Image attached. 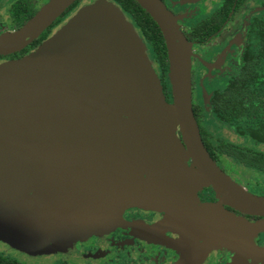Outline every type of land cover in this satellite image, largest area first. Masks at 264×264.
Returning <instances> with one entry per match:
<instances>
[{"label": "water", "instance_id": "obj_1", "mask_svg": "<svg viewBox=\"0 0 264 264\" xmlns=\"http://www.w3.org/2000/svg\"><path fill=\"white\" fill-rule=\"evenodd\" d=\"M75 1L49 0L20 28L0 34V55L27 47ZM135 1L165 44L168 127L179 133L178 156L189 157L191 175L172 178V168L164 170L159 134L144 115L150 71L133 29L111 3L92 4L36 51L0 67V239L30 249L63 246L138 206L166 210L171 224L200 240L189 244L198 251L218 239L261 257L252 237L264 221L246 224L242 240L220 210L264 217V196L234 182L203 143L192 107V44L161 0ZM204 186L217 207L197 198Z\"/></svg>", "mask_w": 264, "mask_h": 264}, {"label": "flooded vegetation", "instance_id": "obj_2", "mask_svg": "<svg viewBox=\"0 0 264 264\" xmlns=\"http://www.w3.org/2000/svg\"><path fill=\"white\" fill-rule=\"evenodd\" d=\"M21 1L23 0H12L11 2L9 0H0L2 6L0 13L4 18L3 23H9L11 20L15 30L32 17L21 26H18L14 20V12L16 4ZM26 1H32L37 12L49 0L45 1L40 7L36 6V0ZM161 1L178 18L180 29L192 43V46L210 43L209 49L205 53H200L199 57L192 56L191 66L192 102L197 106H199L195 97L197 74L201 69H208L209 65L214 67L212 70L214 78L212 80L217 83V86L212 89L209 97L208 106L210 108L209 102L213 92L232 80L240 69L244 59L243 56L246 53L256 51L264 39V0ZM112 2L120 8L125 18L131 22L136 33L145 44L147 54L152 56V52L154 53L155 57H153L152 61L159 68L161 62L153 51L151 37L138 25L134 15L124 6L122 1L112 0ZM82 5V0H76L70 5L43 31H47L46 35L36 45L31 46L30 43L20 51L8 55H0V58L6 56L5 62L18 61L36 51L41 44L53 38L61 29L66 27ZM187 17L200 18L197 21L199 22L197 30L189 31L184 27L181 20ZM214 52L216 53L213 60L212 54ZM165 62L167 63L166 67H168L167 56ZM201 117L198 124L199 129L202 126ZM254 143L264 147V142ZM217 146L214 147V151L218 157L221 153L218 152ZM256 152L264 155V151ZM226 156L229 157L228 155ZM218 160L219 158L214 159L217 165L226 173L224 168L218 164ZM245 168L255 170L249 167ZM255 171L264 175L262 171ZM198 194L201 201L208 203L218 202L212 187H205ZM254 195L264 196V192ZM223 208L251 222L264 220L262 216L244 214L227 205H223ZM168 215L166 210L160 208L126 207L114 214L115 219H117L116 223H113L112 226H107L105 230L92 232L87 234V236H80L70 241L67 245L54 246L50 249L44 247L43 244L30 249L17 242L0 239V264H185L187 259L190 258H193L194 264H264V256H245L246 261H244L241 260L237 251L233 250L231 242L217 241L212 243V239L206 240L205 248L202 251L196 249L198 254H195V257H190L193 247L189 245L191 244L190 240H184L185 237L187 238L186 232L180 229L178 224H171ZM187 226L192 227L189 223ZM196 229L194 228V233L198 234L197 231L199 230L196 231ZM241 237L243 240L242 235ZM253 241L256 247H264V232H260L253 237ZM239 258L240 261L238 260Z\"/></svg>", "mask_w": 264, "mask_h": 264}, {"label": "rangeland", "instance_id": "obj_3", "mask_svg": "<svg viewBox=\"0 0 264 264\" xmlns=\"http://www.w3.org/2000/svg\"><path fill=\"white\" fill-rule=\"evenodd\" d=\"M12 0H9L11 2ZM47 0H36V6L40 7L42 4ZM90 0H82L83 5L80 9H78L77 12H75L74 16L79 14L81 11L89 9L92 7V4H98L102 1V4H106L107 1L112 4L113 8L119 13L123 15L124 21L130 25V27L133 29L135 36L138 38L142 49L144 56L146 58L147 66L150 71V78L147 81L146 86L144 87V92L141 93V96L144 95V102L148 103L146 105L144 115L145 119L152 120L156 129L155 133L159 134L160 141H161V148L164 155V159L167 160L166 165L164 166V170L166 172H169V169L172 168V172H170L173 176L172 178H175L176 176H189L192 173V163L189 157L186 155L178 156L179 152L177 151L178 145L180 144V137L177 130L170 131V128L168 125H171V113H170V105L172 103L171 98V92H170V85L168 80V67L165 69L159 66L157 67V64L152 61L154 56V53L152 52V56L148 55L146 52V47L143 41L141 40L140 36L136 33L134 27L132 26L131 22H129L123 12L120 10V8L112 2V0H92L91 2H87ZM0 8H2L0 4ZM113 9V10H114ZM94 11V9L92 10ZM91 12V10L87 11ZM93 15V14H92ZM3 15L0 13V33L4 32H12L15 30V26L13 25L12 21L9 18V23L6 22L3 23ZM200 18L199 17H187L185 19L182 18V24L186 29L189 31L197 30L199 27V22H197ZM53 30V29H52ZM51 30V31H52ZM192 44V43H191ZM210 43H206L205 45H194L192 46V56L199 57L200 53H205L209 49ZM33 53V52H32ZM215 53L212 54V59L215 58ZM6 57V56H5ZM5 57L0 58V67L3 66L6 60ZM219 59V57H218ZM17 60H13L11 62H16ZM9 62V63H11ZM213 68L212 66H208V69H201L196 77V84H195V97L197 104L202 108L203 115L201 117V125L203 129H205L207 133V137L213 147L218 145L220 142H228L233 143L238 146H241L245 149H249L251 151H264V147L259 146L258 144L254 143L253 141L244 138L239 137L229 130H227L211 113L210 108L208 106L209 97L211 94L212 89L217 86V83L213 82ZM140 98V97H138ZM173 133V135L171 134ZM179 143V144H178ZM180 151V150H179ZM218 164L224 168L228 176L233 179L238 185L244 187L246 190L258 194L260 192H264V175L252 170L247 169L237 163H235L230 157H227L224 154L218 155ZM177 166V168H176ZM208 187L204 186L201 187L197 191V198H199L198 192L201 191L203 188ZM201 203H208L201 201ZM214 205L217 207L219 204L217 202H214ZM179 214L182 213V211H178ZM188 216V214L186 215ZM184 218H186L184 216ZM188 219V218H186ZM228 220H223V222H226ZM186 222H190L189 220H186ZM188 223H184L185 225ZM192 225V224H191ZM235 228H243L246 227L241 223L240 225H234ZM187 229V227H186ZM198 229H196L197 231ZM194 232V231H193ZM198 234H202V231H197ZM258 234V233H257ZM256 234V235H257ZM254 235L253 237H255ZM252 237V238H253ZM188 238V239H187ZM185 237L184 240H190L191 242H200L198 238L195 237ZM244 239V237H243ZM217 241H219L217 239ZM247 242V241H246ZM69 243V242H68ZM67 243V244H68ZM65 244V245H67ZM234 245V251H237L241 255L239 256L241 260H245L244 247L239 250V246L236 245L235 241H233ZM257 245V244H256ZM258 246V245H257ZM259 247V246H258ZM260 249H264V247H260ZM244 255V256H243ZM256 256H264V252L262 254L256 255ZM240 258L238 259L240 261ZM249 263V262H248Z\"/></svg>", "mask_w": 264, "mask_h": 264}, {"label": "trees", "instance_id": "obj_4", "mask_svg": "<svg viewBox=\"0 0 264 264\" xmlns=\"http://www.w3.org/2000/svg\"><path fill=\"white\" fill-rule=\"evenodd\" d=\"M120 1L134 15L138 25L151 37L153 51L165 69L166 49L158 26L136 1ZM35 12L34 3L23 0L16 4L14 20L21 26ZM46 32L34 40L31 46L43 39ZM243 58L239 71L232 80L213 92L209 104L214 116L232 133L254 142H264V39L256 51L246 53ZM192 107L199 124L202 110L193 102ZM200 133L210 156L217 159L214 147L202 126ZM216 148L219 153L228 155L234 162L264 172L263 154L228 142H220Z\"/></svg>", "mask_w": 264, "mask_h": 264}, {"label": "crops", "instance_id": "obj_5", "mask_svg": "<svg viewBox=\"0 0 264 264\" xmlns=\"http://www.w3.org/2000/svg\"><path fill=\"white\" fill-rule=\"evenodd\" d=\"M222 212H223V215L224 216H228L230 217V219H232L231 221L235 223V225H240L241 223L245 226L246 224H253L255 222H251V221H248L247 219L243 218V217H240V216H237L236 214L232 213V212H228L227 210H225L223 207L220 209ZM264 221V220H262ZM241 235L244 237V233L243 231H245V229L241 228ZM260 232H264V230L260 231ZM258 232V233H260ZM193 252L190 254V257H195V254H198V251H196V249L192 248ZM191 261H192V264H194L193 262V258H190V259H187V261L185 262V264H191Z\"/></svg>", "mask_w": 264, "mask_h": 264}, {"label": "bare ground", "instance_id": "obj_6", "mask_svg": "<svg viewBox=\"0 0 264 264\" xmlns=\"http://www.w3.org/2000/svg\"><path fill=\"white\" fill-rule=\"evenodd\" d=\"M200 181L202 182V180H200ZM203 182H204V181H203ZM203 182H202V183H203Z\"/></svg>", "mask_w": 264, "mask_h": 264}]
</instances>
